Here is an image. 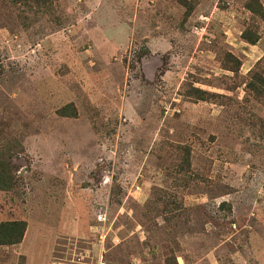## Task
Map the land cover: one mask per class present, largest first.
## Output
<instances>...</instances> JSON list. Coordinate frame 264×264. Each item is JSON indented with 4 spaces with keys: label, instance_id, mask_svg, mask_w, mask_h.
Listing matches in <instances>:
<instances>
[{
    "label": "rangeland",
    "instance_id": "374dc122",
    "mask_svg": "<svg viewBox=\"0 0 264 264\" xmlns=\"http://www.w3.org/2000/svg\"><path fill=\"white\" fill-rule=\"evenodd\" d=\"M17 1L0 0V145L19 144L0 223L28 225L0 264H264V95L247 86L264 22L248 0H188L189 16L173 0Z\"/></svg>",
    "mask_w": 264,
    "mask_h": 264
},
{
    "label": "trees",
    "instance_id": "16d2710c",
    "mask_svg": "<svg viewBox=\"0 0 264 264\" xmlns=\"http://www.w3.org/2000/svg\"><path fill=\"white\" fill-rule=\"evenodd\" d=\"M21 4L34 3L39 7L48 4V0H18ZM17 1V2H18ZM179 5L187 9L186 16L192 12V7L188 0H173ZM246 9L256 18L264 22V6L260 0H248L245 4ZM242 39L250 45L256 46L260 41L258 28L255 25H250L242 33ZM230 56L229 61H225L224 66L227 70L238 73L242 65L241 61ZM250 91L256 93V98L259 99L264 95V74L261 72L254 73L252 79L247 84ZM190 99L196 101H208L210 97L214 98L211 93L198 87H192L187 95ZM58 115L63 117H75L77 115L73 103L67 104L58 110ZM4 144V143H3ZM0 145V191H8L15 183V177L12 173V164L10 165L11 156L14 154L13 149H19V144L12 146ZM226 203L222 204V208ZM229 210L231 207L228 208ZM28 223L24 219L6 220L0 223V247L4 245L20 244L27 231ZM173 263L176 264V257H173ZM167 264L170 262L167 261Z\"/></svg>",
    "mask_w": 264,
    "mask_h": 264
},
{
    "label": "built area",
    "instance_id": "2783aa9c",
    "mask_svg": "<svg viewBox=\"0 0 264 264\" xmlns=\"http://www.w3.org/2000/svg\"><path fill=\"white\" fill-rule=\"evenodd\" d=\"M97 220L100 223H105L106 215L103 213L98 214ZM84 259H86V257L85 258L81 257L78 260L74 259V260H70V261H58L57 264H107L106 261H104V255H102V257H100L96 263H94L93 261L92 262L84 261Z\"/></svg>",
    "mask_w": 264,
    "mask_h": 264
},
{
    "label": "clouds",
    "instance_id": "9594fccd",
    "mask_svg": "<svg viewBox=\"0 0 264 264\" xmlns=\"http://www.w3.org/2000/svg\"><path fill=\"white\" fill-rule=\"evenodd\" d=\"M106 261V260H105Z\"/></svg>",
    "mask_w": 264,
    "mask_h": 264
}]
</instances>
